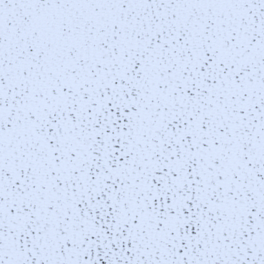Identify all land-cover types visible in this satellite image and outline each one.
Returning a JSON list of instances; mask_svg holds the SVG:
<instances>
[{"label": "snow or ice", "instance_id": "snow-or-ice-1", "mask_svg": "<svg viewBox=\"0 0 264 264\" xmlns=\"http://www.w3.org/2000/svg\"><path fill=\"white\" fill-rule=\"evenodd\" d=\"M0 264H264V0H0Z\"/></svg>", "mask_w": 264, "mask_h": 264}]
</instances>
